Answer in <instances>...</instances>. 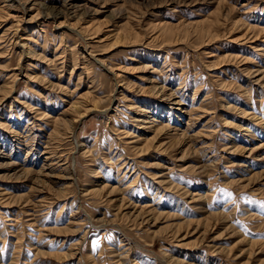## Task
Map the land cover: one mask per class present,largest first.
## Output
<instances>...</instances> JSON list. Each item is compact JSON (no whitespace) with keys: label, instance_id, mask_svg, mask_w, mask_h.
I'll return each instance as SVG.
<instances>
[{"label":"rangeland","instance_id":"374dc122","mask_svg":"<svg viewBox=\"0 0 264 264\" xmlns=\"http://www.w3.org/2000/svg\"><path fill=\"white\" fill-rule=\"evenodd\" d=\"M0 264H264V0H0Z\"/></svg>","mask_w":264,"mask_h":264},{"label":"bare ground","instance_id":"6f19581e","mask_svg":"<svg viewBox=\"0 0 264 264\" xmlns=\"http://www.w3.org/2000/svg\"><path fill=\"white\" fill-rule=\"evenodd\" d=\"M116 44H117V43H115L113 47H115V46H116ZM174 104H177V102H175ZM135 108H136V106H135ZM141 112H143L142 114H147V113H149V111H148V109H147V108H144V109H142V111H141ZM152 121L154 122V121H155V119H152ZM80 146H82V145H80Z\"/></svg>","mask_w":264,"mask_h":264}]
</instances>
